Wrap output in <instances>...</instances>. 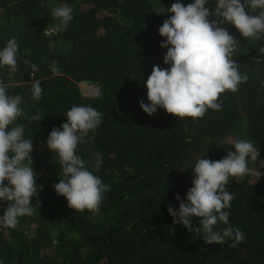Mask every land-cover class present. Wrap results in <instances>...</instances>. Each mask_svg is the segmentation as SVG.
<instances>
[{
	"label": "trees",
	"instance_id": "1",
	"mask_svg": "<svg viewBox=\"0 0 264 264\" xmlns=\"http://www.w3.org/2000/svg\"><path fill=\"white\" fill-rule=\"evenodd\" d=\"M175 2L0 0V49L12 37L19 45L17 72L9 77L2 67L0 80L9 95L22 97L23 114L15 124H22L24 138L32 140L38 186V196L30 201L37 211L20 217L15 228L2 226V264H264V175L249 172L230 177L225 185L233 196L224 209L229 224L218 222L214 231L231 226L243 232V242L235 247L231 238L205 244L202 233L174 224L168 212L170 204L179 210L177 194L186 202L198 159L219 161L235 150L228 138L248 139L264 161V35L246 39L235 26L219 25L240 42L232 59L248 77L236 92L220 94V110L208 109L193 119L162 108L149 116L140 108L139 101L150 103L146 80L153 66L170 68L159 28ZM179 2L187 6L194 0ZM215 4L208 0L205 7L212 11ZM65 5L72 8L68 27L43 35L60 25L51 13ZM246 11L257 15L260 10ZM54 61L58 74L50 70ZM31 64L38 66L34 73ZM37 80L42 89L38 101L32 99ZM82 82L98 86L99 95L83 96ZM73 105H90L102 114L101 124L85 137L93 139L76 149L88 170L108 185L97 212H76L54 188L64 178L62 165L46 141L54 127L67 122ZM36 114L42 120H32ZM97 153L102 154L98 169ZM8 203L2 204L1 216ZM192 227H200L199 218H192Z\"/></svg>",
	"mask_w": 264,
	"mask_h": 264
},
{
	"label": "clouds",
	"instance_id": "2",
	"mask_svg": "<svg viewBox=\"0 0 264 264\" xmlns=\"http://www.w3.org/2000/svg\"><path fill=\"white\" fill-rule=\"evenodd\" d=\"M207 3L208 0H194L185 6L177 0L168 8L172 15L159 28V35L166 38L160 47L167 48L163 59L170 68L161 69L154 65L146 80L150 103L141 100L139 106L147 115L152 116L162 108L179 118H202L208 109H221L217 102L220 94L236 92L238 86L247 81L248 77L241 75L232 59L240 42L219 25H233L242 37L259 39L264 35V0H216L212 11L205 7ZM246 9L260 11L252 15ZM51 15L60 20V25L45 29V36H51L57 29H66L73 19L72 8L66 5L54 8ZM210 16L217 19L210 21ZM18 48L16 38L12 37L0 49V68L7 67L9 77L18 70ZM260 52L264 53V47ZM24 63L29 62L25 60ZM30 67L33 73L38 70L35 64ZM50 70L53 74L59 73L55 61ZM7 88L8 85L0 80V200L9 202L0 216V232L2 226L15 228L20 217L33 215L37 207H33L30 201L33 196H38L30 156L32 140L24 138L22 124H15L23 114L22 97L9 95ZM41 93L40 82L34 81L32 99L38 101ZM101 115L90 105H73L66 112L67 122L60 129L54 127L46 141L48 149L58 155L62 165L64 178L54 185L55 191L65 197L68 207L76 212L99 211L103 193L108 189V185L89 171L85 161L76 154L79 143L93 139L88 137L86 140L85 137L101 124ZM31 119L42 120L40 114L33 115ZM233 147L235 150L228 151L227 156L219 161L198 159L192 169L195 176L193 186L186 192V202L177 194L179 210L171 204L168 207L173 223L202 233L205 244H222L225 238H231V246L235 247L244 240V233L239 229L233 230L231 226L222 232L214 231L218 222L229 224V212L224 210L230 208L233 200L225 189L229 178L247 175L250 172L249 158L256 161L259 155L258 148L248 139L236 140ZM101 163L102 154L97 153L94 167L98 169ZM256 175L264 174L256 170ZM193 217L199 218L200 227L193 229Z\"/></svg>",
	"mask_w": 264,
	"mask_h": 264
},
{
	"label": "rangeland",
	"instance_id": "3",
	"mask_svg": "<svg viewBox=\"0 0 264 264\" xmlns=\"http://www.w3.org/2000/svg\"><path fill=\"white\" fill-rule=\"evenodd\" d=\"M80 89H81V93L84 96H92V95H88L87 91H86V86H84L83 84H80ZM236 140L234 138H228L227 142L229 144H234ZM258 169H264V161L261 159V157L258 155L257 160L256 161H252L251 160V170L250 173L255 172Z\"/></svg>",
	"mask_w": 264,
	"mask_h": 264
},
{
	"label": "water",
	"instance_id": "4",
	"mask_svg": "<svg viewBox=\"0 0 264 264\" xmlns=\"http://www.w3.org/2000/svg\"><path fill=\"white\" fill-rule=\"evenodd\" d=\"M82 84H87L88 86L93 87L94 92L92 94H90V95L95 96V95H98L100 93V88L99 87H95L93 84L85 83V82H83Z\"/></svg>",
	"mask_w": 264,
	"mask_h": 264
},
{
	"label": "bare ground",
	"instance_id": "5",
	"mask_svg": "<svg viewBox=\"0 0 264 264\" xmlns=\"http://www.w3.org/2000/svg\"><path fill=\"white\" fill-rule=\"evenodd\" d=\"M83 85L86 86L87 94H92L94 92L93 87L88 86L87 84H83Z\"/></svg>",
	"mask_w": 264,
	"mask_h": 264
},
{
	"label": "built area",
	"instance_id": "6",
	"mask_svg": "<svg viewBox=\"0 0 264 264\" xmlns=\"http://www.w3.org/2000/svg\"><path fill=\"white\" fill-rule=\"evenodd\" d=\"M6 201L5 200H0V216H1V207H2V204H4Z\"/></svg>",
	"mask_w": 264,
	"mask_h": 264
}]
</instances>
